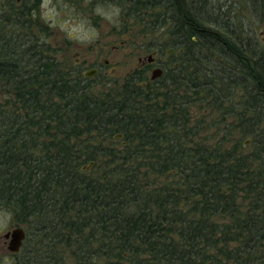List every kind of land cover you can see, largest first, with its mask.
<instances>
[{
  "label": "trees",
  "instance_id": "trees-1",
  "mask_svg": "<svg viewBox=\"0 0 264 264\" xmlns=\"http://www.w3.org/2000/svg\"><path fill=\"white\" fill-rule=\"evenodd\" d=\"M248 1L264 29V0ZM171 2L169 20L142 22L173 39L145 47L178 51L173 84L144 91L135 69L90 94L37 21L0 35V210L25 232L14 264H264V38L226 0ZM194 108L219 127L207 141Z\"/></svg>",
  "mask_w": 264,
  "mask_h": 264
},
{
  "label": "rangeland",
  "instance_id": "rangeland-1",
  "mask_svg": "<svg viewBox=\"0 0 264 264\" xmlns=\"http://www.w3.org/2000/svg\"><path fill=\"white\" fill-rule=\"evenodd\" d=\"M226 1L228 3L230 0ZM45 4L41 7V17L50 30V34L46 38L47 44L59 51L56 55L62 66L77 67L81 77L86 71L98 69V73L93 77L85 78L83 84L89 87L90 94L97 95L99 98H103L105 95L111 96L121 90L122 84L129 77L128 75L138 69L140 64L138 60L146 61L147 57L152 55L150 50L145 49L148 44H164L169 40L173 41L172 38L166 36L165 25L159 26V28L150 26L146 29L143 27L144 22L142 21L150 23L154 16L146 14L143 19L135 20L131 17L134 7L129 6V3H120L119 0L96 1L92 6V13L87 19L81 17L73 19L69 11H65L68 15L63 16L64 12L58 13L60 9L66 10L63 6L55 5L49 8L48 4L46 10ZM230 4L235 17L242 21V24L255 29L258 38L263 39L264 29L257 24V21L261 19L260 12L255 11L257 8L248 0H233ZM152 14H156V12ZM14 33L26 34L28 29L14 27ZM22 36L24 37V35ZM165 45L157 59L166 61L170 60L173 55V60H175L178 57V51L174 50V53L172 51L169 56L166 53L173 50L174 47ZM169 65L172 67V64L168 63V69ZM151 72L152 70L146 75V78L151 77ZM171 80L164 73V80L161 83H168V86L170 83L173 84ZM156 90H158L157 92L165 91L164 88H156ZM140 91H144V89L142 88ZM181 91L183 89H180L178 93L183 95L180 93ZM154 92L157 96V92ZM155 96H152L154 98L150 99L151 102H154ZM191 115H194L193 123L199 119L197 128L201 129L200 138L207 141V137L219 129L218 126L207 128L209 120L201 123V115L197 108L193 109ZM189 128L190 123H186V131ZM120 142L122 139L116 141V144H120ZM244 145V151L252 153V147L248 141H245ZM12 228H15L12 215L5 210H0V264H14L15 262L14 258L3 252L2 244L3 235Z\"/></svg>",
  "mask_w": 264,
  "mask_h": 264
},
{
  "label": "flooded vegetation",
  "instance_id": "flooded-vegetation-1",
  "mask_svg": "<svg viewBox=\"0 0 264 264\" xmlns=\"http://www.w3.org/2000/svg\"><path fill=\"white\" fill-rule=\"evenodd\" d=\"M96 1L103 2V1H111V0H48V1L47 0H0V35L5 34V36H13V32H14L13 22L15 20L24 21V22H30L33 20L41 23L42 26H45L46 24L44 23L41 17V11H42L41 7L45 3H46L45 4L46 10L48 4H49L48 5L49 8L55 5L58 7L63 6L64 8H66V10L64 11L62 9L58 10V13L64 12L62 14L63 16L68 15L67 13H65V11H69L73 19H77L79 17L87 19L92 13V6L96 3ZM131 1H135V3L140 4L141 6L140 10L142 11L141 14H143V16H145L146 14H151L152 16L158 15L159 17L158 19H156V21H160V20L167 21L171 18V16H173V8L169 4L167 5V3H165L166 0H131ZM167 1L171 2L173 0H167ZM232 1L233 0H230L229 2L232 3ZM165 4L167 5V7ZM145 9H150V10H145ZM153 12H156V14H152ZM154 27H158V25ZM20 34L24 36L26 35L22 33ZM49 34H50V30H49ZM149 50L153 56L152 62H148L147 60L144 61L143 59L138 60V62L140 63L138 66V70L141 73L140 76L145 77V78H141L138 81L139 82L138 85L139 87L141 86L144 89L150 83H151V87H157V82L159 81V79H162V76L164 75V71L166 70V68H168V63L169 64L171 63L172 66L174 67L177 65V62L173 60V55L170 57V60L168 59L166 61L165 60L159 61L157 59L158 55H160V49L158 46L157 47L151 46ZM172 51L174 53V50H170L166 54L170 56ZM154 68H160L163 71V74L160 78L151 81L150 78L149 79L146 78V75ZM97 73H98V69H97ZM118 139H123L122 135ZM122 143H124L122 145H125V142ZM8 241H9L8 239L2 237L3 252L6 253L7 256L13 258L14 254L7 251Z\"/></svg>",
  "mask_w": 264,
  "mask_h": 264
},
{
  "label": "water",
  "instance_id": "water-1",
  "mask_svg": "<svg viewBox=\"0 0 264 264\" xmlns=\"http://www.w3.org/2000/svg\"><path fill=\"white\" fill-rule=\"evenodd\" d=\"M146 60L148 62H152L153 56L152 55L148 56ZM96 74H97V69H92V70L84 72L83 77L89 78V77L95 76ZM162 74H163V71L160 68L153 69L151 72V77H150L151 81H154L160 78ZM120 137H121L120 134L115 136V138H120ZM3 237L9 240L7 243V251L10 253L16 254L20 251L22 247L23 241L25 239V232L20 227H15L9 230L8 232H6Z\"/></svg>",
  "mask_w": 264,
  "mask_h": 264
}]
</instances>
